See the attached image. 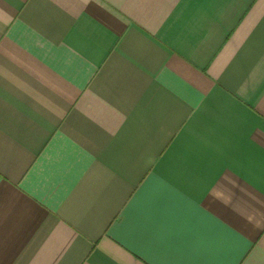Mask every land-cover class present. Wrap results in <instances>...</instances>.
<instances>
[{
	"label": "crops",
	"instance_id": "0c3cea01",
	"mask_svg": "<svg viewBox=\"0 0 264 264\" xmlns=\"http://www.w3.org/2000/svg\"><path fill=\"white\" fill-rule=\"evenodd\" d=\"M0 264H264V0H0Z\"/></svg>",
	"mask_w": 264,
	"mask_h": 264
}]
</instances>
